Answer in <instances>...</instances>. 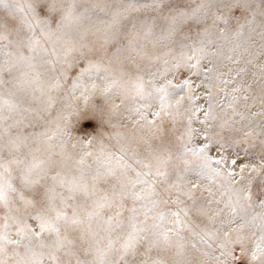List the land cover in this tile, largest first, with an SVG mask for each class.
I'll list each match as a JSON object with an SVG mask.
<instances>
[{
    "label": "bare ground",
    "instance_id": "obj_1",
    "mask_svg": "<svg viewBox=\"0 0 264 264\" xmlns=\"http://www.w3.org/2000/svg\"><path fill=\"white\" fill-rule=\"evenodd\" d=\"M38 2L47 4L50 13H54L48 25L55 29L56 21L59 20L63 34L57 45L58 59L50 55L45 56L38 58L34 67H29L17 62L22 52L25 55L28 53L22 47L27 32L19 23L21 14L16 12L15 8L20 6L28 11L29 6L35 9L34 5ZM107 6V0H17L16 3L9 0L7 6L0 7V201L6 213H13L12 221L2 231L5 237L13 234L20 243L26 244L19 250L23 251V254H18L20 257L12 253L6 241L0 244L3 248V251H0V260L4 261V264H40L37 261L40 258L51 259V264H54L53 257L55 264H75L64 262L60 258L64 254L98 256L101 248L98 249L100 245L96 244L98 242L94 241V238L103 228L110 225L112 217H107V214L112 215L115 209L114 200L107 194L102 195L104 189H117L138 201L130 202H135V206L127 207L128 216L120 218L122 225L128 230L134 226H148L149 223L152 224L151 227H166L165 219H156L153 214V209L159 201V190L152 191L143 184L133 186V182L137 172L149 170L142 167L143 164L152 165L151 163L156 161L155 156H163L162 152L165 151L170 137L166 132L163 135L165 141L160 144L163 137L158 140V134L155 133L154 137H157L152 138L147 132L153 127L134 123V116L129 118L131 113L128 107L133 103L135 89L127 79L144 76L147 71L143 62L150 60L149 53L154 54L156 49L168 46L170 41L178 38L182 24H178L174 34H167L168 22L178 13L174 12L170 19L160 22V25H150L152 34L139 39L144 45L141 44V47L146 51V56L137 57L131 49L125 48L116 60L117 65L115 64L123 66L125 70L116 71L112 68L114 64L109 62L113 59L110 53L103 50L104 39L107 35H112L114 39L115 36L124 37L129 34L121 32L119 26L130 19H126L119 12L111 13ZM126 7L127 5L123 6ZM114 20L118 21L117 29L113 25ZM140 20L137 19L136 24L141 27ZM89 44L94 46L87 49ZM85 50L86 54L89 50L90 56L95 57L97 61L104 62L105 71L101 70L102 75L111 73L113 78L120 80V84L106 97L101 95L105 81L99 77H95V90L91 88V81L86 79L89 91L83 95L79 91H70L74 78L66 84L64 82L68 76L69 64L84 56L82 51ZM8 52L14 55H8ZM59 63L60 68L56 66ZM57 82L59 87L55 86ZM91 91H94L100 100L99 105H96L99 107L94 108L97 111L94 110L93 113L98 119V131L86 141L73 146L71 142L74 137L68 131L72 118V113L69 112L79 106H88L84 102V96H88ZM154 142L160 144L157 155L149 149V145ZM117 158H120L119 163ZM125 163L127 167H122ZM255 175L254 173L253 176ZM13 181L19 184V192L12 191ZM166 188V191L171 190ZM21 190L37 193L41 200L32 201L30 197L23 195ZM53 191L59 192L57 201H52L50 197ZM116 205L120 207V204ZM145 209H149L151 218L143 214ZM28 211L36 213L41 230L38 237H24L22 234V227L25 226L24 215ZM57 223L61 225L62 231ZM217 226L219 227V222ZM120 234L122 232L116 230L113 239H107L102 246L111 252L104 259V263L146 264L145 260L142 261L143 256L139 255L142 249L137 247L133 250L131 246L132 242L137 241L136 238L131 235L127 237L126 234L118 237ZM220 235L222 238L216 240L222 243L223 233ZM155 237L151 239L152 243L166 244L161 233L158 238ZM61 244L65 245L64 249L60 247ZM73 244H81L82 248L75 250ZM30 249L34 250L31 252ZM183 252L177 251L174 254L175 264L214 263L211 256L206 257L202 252L192 258ZM117 258L121 260L119 263Z\"/></svg>",
    "mask_w": 264,
    "mask_h": 264
},
{
    "label": "snow or ice",
    "instance_id": "obj_2",
    "mask_svg": "<svg viewBox=\"0 0 264 264\" xmlns=\"http://www.w3.org/2000/svg\"><path fill=\"white\" fill-rule=\"evenodd\" d=\"M8 3L9 0H0V7ZM153 5L161 10L165 6L163 0H153ZM130 10L131 6L124 12ZM15 11L21 14L19 23L27 32L22 47L28 53L22 52L17 62L34 67L38 58L50 55L58 59L57 45L63 33L59 20L55 29L48 25L53 19L49 6L40 3L35 9L29 6L28 11L17 6ZM210 11L211 25L201 28L195 41L181 45L184 50L178 56L163 59L162 69L151 74L147 81L151 92L146 93L143 76L136 77L129 118L134 116V123L153 127L158 138L167 132L169 142H176V151L174 156L171 152L155 156V172L151 171L152 165L143 164L149 170L137 172L133 186L143 184L155 191L159 183L175 188L177 204L190 201L191 205H198L197 212L207 218L208 224L219 222L216 231L203 230L208 240L215 241L222 232L224 241L218 246L223 252L240 249L228 253L234 261L243 257L247 264H264V247L258 242L246 251L242 238L245 227L254 225L264 240V218L255 215L257 207L264 208V0H200L168 22L167 34H174L178 24L205 23ZM113 25H118V21L114 20ZM135 27L133 22L131 28ZM141 29L144 36L152 34L150 25L142 24ZM112 39V35L105 37V47ZM139 39H129L125 46L117 47L112 57L119 59L125 48L138 51ZM158 60L159 57L154 58V62ZM95 77L105 81L101 92L105 97L120 84L111 73L102 75L99 64H89L74 77L70 91L82 95L88 92L86 79L95 90ZM55 86L59 87V82ZM89 98L84 96L85 104ZM145 99L150 102L142 103ZM117 159L119 163L120 158ZM173 161V170L169 171L168 165ZM149 176L155 179L150 182ZM180 212L188 215L185 207L171 212L177 230L182 224ZM7 227V222L0 225V244L6 241L2 230ZM183 227L188 225L184 223ZM52 259L55 264V257ZM0 264L4 261L0 260Z\"/></svg>",
    "mask_w": 264,
    "mask_h": 264
},
{
    "label": "rangeland",
    "instance_id": "obj_3",
    "mask_svg": "<svg viewBox=\"0 0 264 264\" xmlns=\"http://www.w3.org/2000/svg\"><path fill=\"white\" fill-rule=\"evenodd\" d=\"M108 1V6L107 10L113 12L114 14H118L119 12L121 15L124 17L126 16V19L128 22L122 23L120 27L121 32H126L129 33L125 35L124 37L122 36H115L113 41L107 46L103 48L104 51H107L110 53L109 55L112 57L113 51L117 47H121V44H127V41L129 39L133 38H143V31L141 27L136 24L135 28H131V25L133 22H137V19H141L140 23L141 25H152L154 23L160 25V22H165L168 19H170V16L174 12H180V11H188L191 9V7H195L197 4L200 3V0H170L164 2V7L163 9H157L153 5V0H107ZM41 2L35 3V8L38 4ZM43 3V2H42ZM44 4V3H43ZM127 5L126 8H123V6ZM148 5V6H145ZM129 6H131V10L128 11L127 13L124 12L125 9H128ZM106 11V10H105ZM54 14V13H53ZM53 14L50 13V16H53ZM161 19L159 20V18ZM211 25V11L209 12V17L203 24H196L192 21H189L187 24H182L180 29H181V34L178 38H176L173 41H170L168 46H162L156 49L154 51V54L149 53L150 60H147L143 62V66L146 69L147 73L143 76L144 81L146 83V93L151 92V85L147 84V81L149 80L150 76L152 73H157L158 70L162 69L163 65L161 61L163 59H169L171 60L172 57L178 56L184 49L181 48V45H187L190 41H195L198 36V32L200 31L201 28L203 27H209ZM118 27L115 25V29ZM114 44H117L115 46ZM141 44L143 43L138 42L137 43V49L138 51H132L133 53L136 54L137 57H142L146 56V51L141 47ZM94 44H89L88 48H92ZM144 46V45H143ZM84 56H82L80 59L75 61L72 64H69V67L67 69L68 76L65 78V84L67 81H69L71 78L76 77L77 73L84 68L85 66L89 64H99L101 66V70L105 71V64L102 62V60L97 61L95 57L90 56V52L88 50V53L86 54V50L82 51ZM92 54V52H91ZM167 54V55H165ZM159 57L160 60L154 62V58ZM109 60V59H108ZM117 59L113 58L109 60V62L114 66L112 67L116 71H122L125 70L123 66H115L117 63ZM110 64V65H111ZM117 65V64H116ZM56 66H60V63ZM104 66V67H103ZM60 68V67H59ZM92 72H95V69L91 70ZM171 78V77H170ZM121 79V77H120ZM136 79L128 78L127 82L131 83L132 87L134 88V82ZM156 82H160V78L157 76ZM89 101L86 103L88 106L82 107L79 106V108H76L72 110L69 113H72V118L70 119L71 121L69 122V128L68 131L71 132L73 135V141L71 142V145L75 146L80 142L86 141L88 138H90L93 134H95L98 130V119L93 116L94 109L95 107H99L96 105H99L98 100V95L95 94L94 91L89 92L88 95ZM142 103H148L150 102L148 99H145L141 101ZM97 111V110H96ZM100 113H103V111H100ZM111 130V129H109ZM148 133H150V137H154L155 134V129H150L147 130ZM163 137V136H162ZM163 137L160 140V144L165 141ZM241 139H243L241 137ZM170 141V140H169ZM157 142V141H155ZM153 143L149 145V149L152 153H156L159 149L160 144L158 143ZM251 139L249 140V143H251ZM158 145V146H157ZM163 146V145H162ZM165 147V146H164ZM176 151V142L172 140L171 142L167 143V146L165 148V151L162 152L163 156H166L169 152H171L174 156ZM152 164V170L153 172L156 171L157 163L154 161L151 163ZM173 164H169L168 168L169 171L173 170ZM254 175V173L252 174ZM155 177H148V180L151 182ZM190 179H192L190 177ZM103 183V181H102ZM106 187V186H105ZM167 186H164L162 184L157 183L155 185V189L159 192L158 197L159 201L157 206L154 207L153 209V214H155L156 219H160L161 215L163 214V219H165L166 227L161 229L158 227L150 226L152 225L151 223L148 224V226H140V227H132L130 230L126 228V226L122 225L121 219L126 217L128 214L127 207H134L135 205L133 203H138L136 199L133 197H128L125 192H120L115 190H108L104 189L105 191L103 194L109 195V198L113 199L115 202V206L112 215L107 214V217H112V222L110 223L109 226L103 228L100 233L97 234V237L94 238V241L98 242L96 244H99L100 247L98 248L101 250L98 252V256L96 257H90L86 256V254H81L78 256H72L69 254H64L60 258V260L64 262H74L75 264H87V262H90V264H106L104 263V259L109 256V253H111L109 250L104 249L102 247L107 239H113V235L116 230L121 231L122 234L120 236H127L131 235L136 238L137 241H134L131 243V246L133 250H136L137 247L142 249V251H139V255L143 256L142 261L146 262V264L149 263H154V262H161L163 264H175V257L174 254L178 251L182 252L187 256H195L197 253H204L207 256H211L213 259V264H247V261L245 258H241L240 261H234L230 255H228L229 252H238L240 249L239 248H229L227 252H223L220 247L218 246L220 243L215 240H208L207 237L204 236V231H216L218 228L217 224L215 225H210L208 224L207 218L203 215H200L197 212V207L198 205H191L190 201L184 200L183 197H181V200H184L183 205L177 204L175 202V197H176V189L171 188V190L166 191ZM11 189L13 192H19V184L17 182H12L11 184ZM21 193L25 196L27 195L30 197L29 199L32 201H40L41 197L37 193H32V192H26L21 190ZM110 192V193H109ZM197 197L200 196V193H196ZM104 196V195H103ZM50 197L52 201H57L59 199V192L53 191L50 194ZM132 201H135L133 203H130ZM116 204H120V207H118ZM181 207H185L188 209V215L185 216L183 212H180V219L182 221L181 227L179 230L176 229L175 225V217L171 215V212L173 211H179ZM205 207L207 205L205 204ZM212 207H215L213 205ZM122 213V215H121ZM115 214V215H114ZM143 214H147L148 216L151 214L149 212V209L143 210ZM249 214H252L251 210H249ZM106 215V213H105ZM255 215H257L258 218H264V208L262 207H257L255 209ZM128 216V215H127ZM133 217V216H132ZM131 217V218H132ZM146 217V216H145ZM152 216H149L151 218ZM13 219V213H6V209L2 207L1 201H0V225H3L5 222H7V225L10 224V221ZM24 221H25V226L22 227V234L24 237H30V236H35L38 237L41 234V230L38 227V222L36 219V213L34 211H28L24 215ZM186 223L188 227H183V224ZM218 223V222H217ZM239 223V222H237ZM57 226L59 229L62 231V227L60 224L57 223ZM131 227V226H130ZM169 229H172V231H169ZM163 231V232H162ZM37 233L39 235L37 236ZM131 233V234H130ZM159 233L164 236V239L166 240V244L162 243L163 245H158L155 243H152L151 239L158 238ZM220 234H222L220 232ZM218 235L217 239H221L222 236ZM235 235V234H234ZM261 235L262 232L258 230L254 225L252 226H246L243 233H242V238H243V247L246 251H251L253 246L256 243H260L262 247H264V240H261ZM203 237V240H202ZM169 239H172L171 241L168 242ZM7 241H18L19 243H8ZM6 244L12 249L13 254H23L22 250L19 251L20 249L25 247V243L22 244L20 243L19 239L15 238L13 234L10 236H6ZM209 244V245H208ZM75 250L81 249L82 245L81 244H73L72 245ZM60 247L62 249L65 248V245L61 244ZM61 249V248H60ZM185 249V250H183ZM31 252L34 249H30ZM34 252V251H33ZM129 252H131V247L129 246ZM147 252V253H143ZM191 254H189V253ZM136 254V251H134V255ZM19 256V255H18ZM20 257V256H19ZM218 257L220 259H218ZM187 259H190V257H187ZM40 262V264H51V259H46V258H40L37 260ZM121 261L120 259L117 258V263ZM212 263V262H210ZM10 264V263H8Z\"/></svg>",
    "mask_w": 264,
    "mask_h": 264
}]
</instances>
